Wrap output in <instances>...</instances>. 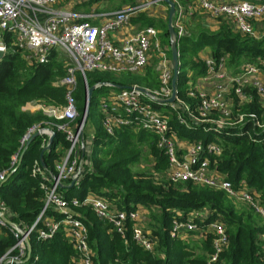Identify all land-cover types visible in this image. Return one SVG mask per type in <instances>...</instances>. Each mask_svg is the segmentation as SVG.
<instances>
[{"label": "built area", "instance_id": "1", "mask_svg": "<svg viewBox=\"0 0 264 264\" xmlns=\"http://www.w3.org/2000/svg\"><path fill=\"white\" fill-rule=\"evenodd\" d=\"M56 2L57 0H0V51L5 54L7 50L5 42L7 34L10 38L9 46L19 52L29 66L47 63L53 49H60L73 61V66H68L64 77L54 82L65 87L64 103L54 106L36 102L31 106L33 110H40L45 116L57 121L52 123V126L63 134L69 144V150L53 165V172L46 165L43 168L39 160L33 162L31 175L40 177L39 187L44 192L45 203L31 225H22L14 221V213L0 200V213L19 226L15 229L0 218V234H3V228H6L15 238L14 244L0 257V264H26L27 261L24 262L27 256L26 240L29 241L30 234L35 232L37 240L45 241L51 239L60 229L74 249V256L71 257L73 264H93V251L88 245L87 227L71 208L79 205L92 206L98 217L111 225L123 238L127 223L132 222L134 241L145 250L154 252L157 238L140 222L141 213L144 211L137 208L119 209L99 195L88 194L83 200L74 197L68 201L60 187L71 186V181L76 185L84 175L86 166H90L89 151L86 149L88 134L83 132L82 122L85 104L82 117L78 120L79 112L74 97L77 73H80L85 84L87 71L140 73L149 65V58L152 55L156 59L158 85L155 88H144L160 99H167L171 95L173 76L171 58L167 53L168 47L159 39L157 28L140 27L120 45H115L108 39L110 31L119 30L144 8L161 0H144L142 3L130 4L111 11H93L89 15L57 8ZM173 2L175 4L173 24L178 39L189 35L185 21L196 14L206 25L225 22L234 32L255 39L264 37V32L256 29V24L264 20V0L189 2L173 0ZM202 60L206 70L200 78L213 88L210 92L196 91L190 77L186 90L189 96H195L197 92L199 98L195 106L192 107L180 98L177 89L174 102L160 103L144 95L138 89L139 86L130 85L122 89H112L100 100L98 109L102 113L101 124L109 135H114L115 130L123 125L153 134L157 146L168 158L169 181L174 183L189 181L223 191L227 196L248 206L264 224V205L260 201V194L243 181L238 188H234L216 169V159L212 158L221 154L222 147L216 142L205 143L199 139L188 140L182 144L176 130L170 124L168 115L159 110L171 109L177 123L186 128L200 125L205 131L220 132L222 128L242 124L247 118L252 121L253 130L259 129L261 132L260 129H264V123L259 122L254 113H236L235 116H231L234 106L232 92L240 105L252 100L251 93L245 90L247 86L255 91L258 102L264 108V61L258 58L257 63L243 62L235 72H232L227 66L226 55L217 60L207 53ZM189 73L188 76H191ZM223 79L231 81L229 88L217 82ZM85 87L87 89V84ZM213 114L217 115L214 117ZM52 126L42 127L35 123L26 129L20 138L19 148L10 156L9 166L0 170V183L17 165L20 152L32 134L39 132V135L43 136L41 147L45 148L51 132H54ZM239 132L249 137L251 141L260 140L256 137L258 135L256 132L242 126ZM47 209L51 210V215L46 212ZM53 213L61 214V218L56 219ZM210 213L209 208H203L184 216L180 215L181 218L172 221L169 233L173 238H184V234L190 232L213 235V251L208 256L206 264H215L229 241L221 218L205 220ZM39 221L41 226L37 228Z\"/></svg>", "mask_w": 264, "mask_h": 264}, {"label": "trees", "instance_id": "2", "mask_svg": "<svg viewBox=\"0 0 264 264\" xmlns=\"http://www.w3.org/2000/svg\"><path fill=\"white\" fill-rule=\"evenodd\" d=\"M136 0H126L125 3H135ZM162 4L166 5L163 1ZM120 3L113 8H119ZM167 6V5H166ZM138 27L153 26L159 30L162 43L168 45L169 37L166 21L138 13L132 18ZM7 50L0 60V170L9 166L10 156L20 146V138L26 129L35 123L42 127L52 126L57 121L45 116L41 111H24L22 105L30 100L45 103H64L65 87L55 85L57 77L63 75L62 58L58 50L51 51L49 61L43 64L26 65L19 52L9 46V35H5ZM179 72L177 76L178 96L186 103L195 106L198 100L187 94L186 83L205 74L206 66L200 59L199 52L209 48L210 54L217 60L226 55L227 64L237 70L246 60L264 58V37L259 39L244 36L231 30L229 25L221 22L219 27L211 30L201 25L199 20L193 22L189 35L178 39ZM154 63V62H153ZM153 66L146 69L151 73ZM189 71L192 72L188 76ZM126 74L111 72L87 71L85 81L88 86L100 84L91 94L87 121L93 126L90 166H86L84 175L76 185L60 187L66 200L77 198L83 200L90 191L103 195L114 202L120 209L135 210L138 204L148 206L151 222L147 227L157 238L154 252L145 250L133 239L131 223H127L124 238L112 229L111 225L100 221L89 208L78 207L82 213L80 218L87 227L89 247L95 252L93 264H206L207 256L196 254L195 249L183 238L170 236L172 221L181 218L191 211L209 208L211 213L205 219L221 218L228 234V246L220 254L215 264H264V224L261 218L249 207L238 208L223 191H216L209 187L192 182H178L168 184L167 181L156 182L153 175L132 174L130 164L139 159L141 146L146 144L154 154L158 167L166 164V157L160 153L155 145L153 134L140 131L135 134L129 126L123 125L109 135L104 130L99 113L98 104L102 96H106L115 86H130L137 81ZM147 76V75H146ZM146 87L158 85V81L147 79ZM76 90L74 97L80 119L85 102V82L80 73L76 75ZM109 83L112 85H101ZM245 90L252 95L248 103L238 104L232 92L234 106L231 116L236 113L256 116L263 113V107L258 102L255 91L247 86ZM217 114H213L215 117ZM170 124L179 137L187 140L199 139L203 142H216L222 147L216 159V169L224 175L234 188H238L241 181L254 188L260 194V201L264 205V129H252V121L245 119L240 125L222 128L220 132L205 131L200 125L186 128L177 123L174 112ZM240 126L256 132L258 142L251 141L238 130ZM51 145L43 152L45 165L53 172V159L61 154L57 148L65 147L68 142L63 134L56 131ZM253 136L255 134L253 133ZM43 136H36L27 146L19 167L7 179L0 183V200L14 213V221L22 225H31L40 213L45 196L39 187L40 177L31 175V166L39 160ZM246 206V205H245ZM244 207V206H243ZM48 214H52L47 209ZM56 219L61 214H54ZM41 226L40 221L36 227ZM197 236L195 232L187 234V238ZM213 235L207 234L202 249L211 253ZM15 242V238L6 228L0 234V257ZM31 255L26 264H73L71 257L74 249L60 229L49 240L39 241L36 233L29 236ZM207 253V254H208Z\"/></svg>", "mask_w": 264, "mask_h": 264}, {"label": "rangeland", "instance_id": "3", "mask_svg": "<svg viewBox=\"0 0 264 264\" xmlns=\"http://www.w3.org/2000/svg\"><path fill=\"white\" fill-rule=\"evenodd\" d=\"M143 1V0H142ZM141 1V2H142ZM183 1H191V0H183ZM126 2V0H106V1H102L101 0V2L99 3V5H97V6H99V8H108V9H110V8H112L113 6H116V5H118V4H120V3H125ZM136 3H140V1H137V2H135V3H133V4H136ZM129 4H131V3H129ZM161 4V5H160ZM163 5V6H162ZM85 9H87V8H85ZM85 9H83V10H85ZM94 12H96V11H94ZM141 13H144V14H146L147 16H150V17H154V18H158V19H161L162 21H166V18H167V6L166 5H164V4H162L161 2H158V3H152L150 6H147L146 8H144L142 11H141ZM85 15H89V14H85ZM137 17V16H136ZM193 20V22H197L198 20H199V22H201V25L202 26H204V27H207V28H209V29H211V30H215V29H217L218 27H219V25L221 24H218V25H211L210 23H208L209 25H206L205 24V22L203 23L202 22V20H201V17H199L197 14H196V16H195V18L194 19H192ZM256 29L258 30V31H261V32H264V20H262V21H260V22H258L257 24H256ZM159 30H160V32H161V29L159 28ZM190 30H191V28H190ZM189 31V30H188ZM162 36V35H161ZM161 36H160V34H159V39L162 41V38H161ZM245 36V35H244ZM168 46V45H167ZM166 46V47H167ZM209 49V48H208ZM59 52H58V55H62V56H64L63 58H62V66H63V70H64V73H63V75L62 76H60V77H57L58 79L57 80H59V79H61V78H63L64 77V75H65V73H66V69L68 68V66H73V61L70 59V57L65 53V52H63V51H61L60 49H57ZM207 53H210V50L209 51H207ZM262 60L264 61V58H262ZM150 61H152V60H150ZM156 61V60H155ZM228 61V60H227ZM243 62H258V60H256V59H252V60H246V61H243ZM242 62V63H243ZM24 63H25V61H24ZM151 63V62H150ZM26 64V63H25ZM27 65V64H26ZM152 66H153V70H152V72L151 73H147L146 74V71L144 70L142 73H136V72H131V73H129L128 74V76L129 77H131V79H134V81H137L136 83H133L132 85H137V86H141V87H146L145 86V84L147 85V83H148V81H147V79H149V81L152 79V80H156V81H158V72H157V70H156V68H155V66H156V62H154L153 64H152ZM227 66H228V68L232 71V72H235L236 71V69H234L230 64H227ZM114 74H126V73H114ZM147 75V76H146ZM189 75H190V73H189ZM57 80H55V81H57ZM54 81V82H55ZM190 81V80H189ZM54 82H53V84H54ZM188 82V81H187ZM217 82H221L224 86H226L227 88H229L230 86H231V81H228L227 79H223V80H220V81H217ZM149 84V83H148ZM56 85V84H55ZM86 85V84H85ZM188 85V83H186V86ZM76 86H77V83H76ZM88 86V85H87ZM148 88H155L154 86H148ZM85 89H86V87H85ZM85 97H86V93H85ZM36 104V101L35 100H30V101H27V102H25L23 105H22V108H23V110L24 111H29V112H36V111H40V110H37V109H32L31 108V106L32 105H35ZM43 104H45V105H54V106H56V105H60V104H56V103H43ZM84 104H85V102H84ZM264 109V108H263ZM83 110H84V107H83ZM159 110H161L162 112H164L165 114H167L168 115V117L169 118H172V116H173V111L171 110V109H169V108H166V109H164V110H162V109H159ZM83 112V111H82ZM99 113L100 114H102L101 112H100V110H99ZM81 117H82V113H81V116H80V119H81ZM101 118H102V115H101V117H100V121H101ZM256 118H257V120L259 121V122H262V123H264V110H263V113L261 114V115H258V116H256ZM131 128V130L135 133V134H137V133H139L140 131H143V130H141V129H138V128H132V127H130ZM118 129V128H117ZM83 132L84 133H86V134H91V132L93 133L94 131H93V126H92V124L90 123V121L88 122L87 121V119H86V121H85V123H84V127H83ZM144 132H146V131H144ZM147 133H149V132H147ZM114 134H115V132H114ZM151 134V133H150ZM179 140L182 142V144L185 142L186 143V141H188L187 140V138H184V137H179ZM155 145H156V147L158 148V150L160 151V153H162V154H164V156L166 157V164L162 167V168H160V167H158V165H157V162H156V159H155V156H154V154L150 151V149H149V147L144 143V144H142V145H140L141 147V151H140V156H139V159L137 160V161H135V162H132V164H130V166H129V168H130V172L132 173V174H147V175H153L154 176V179L156 180V182H158V183H160V182H164V181H167L168 182V184H177V183H174V182H171V181H169L168 180V171H169V161H168V158H167V156H166V154H165V152L161 149V148H159L158 146H157V143H156V138H155ZM91 147H92V143L90 144V150H89V159H90V154H91ZM68 150H69V144H67L65 147H59V151H61V154L58 156V157H56V158H54L53 159V165L57 162V161H59L60 160V158L62 157V155L63 154H65V153H67L68 152ZM223 175V174H222ZM224 176V175H223ZM214 190V189H213ZM216 191H218V190H216ZM88 194L89 195H99V196H101L104 200H106V201H109L110 203H112V204H114V202L111 200V199H109V198H107V197H105V196H103V195H100V194H98V193H95V192H92V191H90V192H88L87 194H86V196H88ZM227 196V195H226ZM230 200H231V202L235 205V207H236V209H238V208H240V207H242V208H248V206H245L244 204H243V202L241 203L239 200H237V199H235V198H232V197H229V196H227ZM244 206V207H243ZM78 207H85V208H89L91 211H93V213L95 214V216L100 220V221H102V222H104L101 218H99L98 217V215H97V212L95 211V209L92 207V206H90V205H79V206H71V208H72V210H73V212H75L76 214H78L79 216H82V213L78 210ZM117 208H119L118 206H117ZM120 209V208H119ZM137 209H141L142 211H144L143 213L144 214H142V219H140V220H142V221H140L142 224H143V226L145 227V228H147V229H150L149 227H147L148 226V224L151 222V217H150V211L148 210V206H146V205H143V204H138V207H137ZM249 209V208H248ZM222 220V219H221ZM5 228H3V230H4ZM1 230H2V227H1ZM10 232V231H9ZM12 234V233H11ZM187 234V233H186ZM186 234H184V238L183 239H185V241H187L188 242V244H190L191 245V247L193 248V249H195V253L196 254H202V253H204V255L205 256H207V258H208V256L211 254V253H208V252H206L204 249H202V245H203V243H204V241L206 240V238H207V235H200L199 234V232L197 233V234H199V235H197V237H199L198 238V243H195L194 241H191L190 239L189 240H187L186 239ZM179 238V237H178ZM182 238V237H181ZM156 245H157V242H156ZM156 245H155V247H156ZM93 251V250H92ZM208 253V254H207ZM94 256H95V252L93 251V258H94ZM207 261V260H206Z\"/></svg>", "mask_w": 264, "mask_h": 264}, {"label": "water", "instance_id": "4", "mask_svg": "<svg viewBox=\"0 0 264 264\" xmlns=\"http://www.w3.org/2000/svg\"><path fill=\"white\" fill-rule=\"evenodd\" d=\"M164 3H166L167 5V30H168V37H169V50L171 53V67H172V71H173V76L171 79V95L167 98V99H160L155 97L149 90H147L144 87H138V89L146 96H148L149 98H151L152 100L156 101V102H160V103H171L175 101L176 98V89H177V76H178V72H179V52H178V38H177V34L176 31L174 29V24H173V19H174V15H175V4L173 2V0H161ZM4 56V52L0 51V60L3 58ZM101 85H106V83H103ZM112 85V84H110ZM100 86V85H99ZM98 87V85H93V86H88L86 89V97H85V111L83 114V118H82V122L83 124L85 123L88 114H89V104H90V98H91V94L92 91ZM118 89H122L128 86L125 85H117L115 86ZM39 136V132H36L34 134H32L30 136V138L25 142L20 155H19V160L17 165L15 166V168L7 175L6 179L14 172L18 169L20 161L22 159V156L27 148V146L29 145V143L36 137ZM54 137V132H51L50 137L48 138V144L45 146V148L42 149V151L40 152V156H39V162L41 164V166L43 168H45V163L43 161V152L44 150L48 149L51 145L52 139ZM84 148V144L82 141V149ZM74 181H71V186L73 185ZM61 187H63L61 185ZM0 218L9 226H13L15 227V229H18V225H16L15 223H13L11 220L7 219L5 216H3L0 213ZM26 248H27V256L26 259L24 260V262L28 261L30 255H31V245L30 242L28 240H26Z\"/></svg>", "mask_w": 264, "mask_h": 264}, {"label": "crops", "instance_id": "5", "mask_svg": "<svg viewBox=\"0 0 264 264\" xmlns=\"http://www.w3.org/2000/svg\"><path fill=\"white\" fill-rule=\"evenodd\" d=\"M102 1H106V0H102ZM137 1H140V3H142L143 1L142 0H136L135 2ZM142 1V2H141ZM101 2V0H57L56 2V7L57 8H62V9H68V10H72V11H75V12H78V13H81V14H90L91 12L93 11H96V12H106V11H111V10H115V9H119L121 7H124V6H127V5H130L129 3H124L122 4L121 7L119 8H99V3ZM136 4H139V3H136ZM161 5V4H160ZM163 6V5H162ZM87 8V9H85ZM85 9V10H83ZM196 15H194L193 17H190V18H187L186 21H185V26L187 28L188 33L190 32V28L193 24V20L195 18ZM140 29V27H138L137 24L133 23L132 22V18L130 19V21L128 23H126L125 25H123L119 30H115V31H110L108 33V39L114 43L115 45H120L123 43V41L125 39H127L128 37L132 36L133 34L136 33V31ZM207 51H209L208 48H204L202 51L199 52V56H200V59L202 60V58H205L207 56ZM149 60H152L150 61L148 64L147 67L151 66L153 64V62H156L155 60V57H152V55L150 56ZM147 67L144 69L146 71ZM144 70L140 71V73H142ZM190 74H192L191 71H189ZM191 80H192V76H191ZM192 85L194 86L195 90L196 91H205V92H210L212 90V85L209 84V83H205L201 80V78H197V80H193L192 81ZM112 90H110L108 92V94L111 92ZM107 96V95H106ZM105 96H102L100 98V100L102 98H104ZM99 100V102H100ZM99 105V104H98ZM91 136L93 137V133L91 132V134H88V136L86 137V149L89 151L90 150V144L92 143V138ZM59 147H61V145H59L57 148L59 149ZM142 214L144 213H141V218H142ZM142 221V220H141ZM198 238L196 235L195 236H191L189 238H187V240H191V241H194L195 243H198ZM197 239V240H196Z\"/></svg>", "mask_w": 264, "mask_h": 264}]
</instances>
